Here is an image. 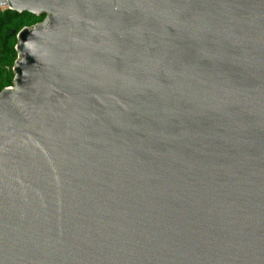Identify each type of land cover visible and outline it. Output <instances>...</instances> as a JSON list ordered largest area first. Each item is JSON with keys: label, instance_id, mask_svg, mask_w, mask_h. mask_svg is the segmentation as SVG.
<instances>
[{"label": "water", "instance_id": "obj_1", "mask_svg": "<svg viewBox=\"0 0 264 264\" xmlns=\"http://www.w3.org/2000/svg\"><path fill=\"white\" fill-rule=\"evenodd\" d=\"M0 7V264H264V0Z\"/></svg>", "mask_w": 264, "mask_h": 264}, {"label": "trees", "instance_id": "obj_2", "mask_svg": "<svg viewBox=\"0 0 264 264\" xmlns=\"http://www.w3.org/2000/svg\"><path fill=\"white\" fill-rule=\"evenodd\" d=\"M44 18L45 15L0 7V92L13 84V66L17 59V33L26 26L43 21Z\"/></svg>", "mask_w": 264, "mask_h": 264}, {"label": "built area", "instance_id": "obj_3", "mask_svg": "<svg viewBox=\"0 0 264 264\" xmlns=\"http://www.w3.org/2000/svg\"><path fill=\"white\" fill-rule=\"evenodd\" d=\"M9 87H12V86H9Z\"/></svg>", "mask_w": 264, "mask_h": 264}, {"label": "rangeland", "instance_id": "obj_4", "mask_svg": "<svg viewBox=\"0 0 264 264\" xmlns=\"http://www.w3.org/2000/svg\"><path fill=\"white\" fill-rule=\"evenodd\" d=\"M1 8H4V7H1Z\"/></svg>", "mask_w": 264, "mask_h": 264}]
</instances>
